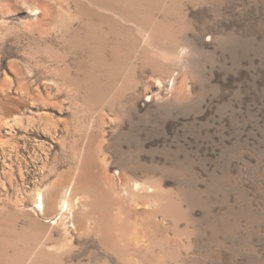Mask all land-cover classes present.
Returning <instances> with one entry per match:
<instances>
[{
    "label": "rangeland",
    "instance_id": "rangeland-1",
    "mask_svg": "<svg viewBox=\"0 0 264 264\" xmlns=\"http://www.w3.org/2000/svg\"><path fill=\"white\" fill-rule=\"evenodd\" d=\"M0 264H264V0H0Z\"/></svg>",
    "mask_w": 264,
    "mask_h": 264
},
{
    "label": "bare ground",
    "instance_id": "bare-ground-1",
    "mask_svg": "<svg viewBox=\"0 0 264 264\" xmlns=\"http://www.w3.org/2000/svg\"><path fill=\"white\" fill-rule=\"evenodd\" d=\"M39 202H40V200H39ZM67 203H68V202L65 200L64 203H63V207H67V206L69 205V204L67 205ZM39 206H40V204H39ZM51 206H52V205H51ZM40 207H41V206H40ZM66 209H67V208H66ZM66 209H65V210H66Z\"/></svg>",
    "mask_w": 264,
    "mask_h": 264
}]
</instances>
